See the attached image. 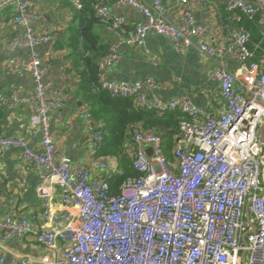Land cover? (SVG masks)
<instances>
[{
  "label": "built area",
  "instance_id": "obj_1",
  "mask_svg": "<svg viewBox=\"0 0 264 264\" xmlns=\"http://www.w3.org/2000/svg\"><path fill=\"white\" fill-rule=\"evenodd\" d=\"M82 8V0H71ZM230 24L225 47L212 45L208 28L195 22L189 10L181 23L170 21L163 0H117L115 6L130 7L145 20L128 31L127 18L112 5L95 2L92 8L106 31L118 39L109 53L98 59L101 72L120 60L122 46L144 47L151 32L170 38L178 51L196 46L214 58L213 76L219 81L226 110L219 116L203 112L190 96L170 102L150 101L147 88H160L152 78L135 81L101 80L112 98L133 97L145 109L159 113L180 111L184 117L173 147L174 162L163 150V138L139 123L128 126L127 155L136 175H129L113 193L105 176L122 173L110 169L106 158L96 157L104 142L105 122L90 132L94 174L85 163H74L61 154L51 130V116L61 105L45 83L46 64L32 53L11 60L20 73H29L36 82L31 97L16 94L3 104L31 102V123L42 132V148L36 150L20 137L0 134V146L20 148L23 159L38 171V194L43 208L29 217L15 214L0 220V243L26 237L56 250L47 264H264V181L260 125L264 120V69L244 81L245 93L236 88V75L224 62V55L246 62L254 56L251 32L243 18H256L264 27V0H218ZM15 6L12 22L26 27L25 34L11 48L48 42L49 34H37L31 27L39 14L29 0H0V11ZM264 66V55L261 57ZM260 67L251 63V70ZM89 118L93 115L83 110ZM152 148V154L147 149ZM61 208L53 207L57 190ZM0 256V263H5ZM8 264H29L26 257Z\"/></svg>",
  "mask_w": 264,
  "mask_h": 264
},
{
  "label": "crops",
  "instance_id": "obj_2",
  "mask_svg": "<svg viewBox=\"0 0 264 264\" xmlns=\"http://www.w3.org/2000/svg\"><path fill=\"white\" fill-rule=\"evenodd\" d=\"M29 1L39 14L31 27L37 34H49L51 39L35 48H11L13 41L25 34L26 27L11 21L16 14L15 6H8L0 11V134L7 138H24L32 148H42V132L31 123L33 104L24 101L9 104L1 102L3 98L14 94L27 97L33 95L36 87L34 78L29 73H20L11 65V60H22L36 53L46 64V85L52 95L62 102L53 110L51 116V130L60 153L68 156L74 163H85L94 174H98L99 171L93 166L92 147L87 137L98 121H104L105 126L107 121L103 117H94L90 102L86 99L88 94L97 96L99 87L93 85L92 70L86 62L90 51L86 49L84 39L78 38L77 33L91 23L94 31L100 35L97 46L100 45L102 50L107 49L118 36L106 31L97 19L92 18L91 22L89 18L80 16L79 8L71 0ZM142 1L146 4L152 3V0ZM111 5L114 12L127 18L126 29L129 28L130 31L136 23L145 20L143 14L130 7L115 6V3ZM163 5L170 21L181 23L184 12L189 10L197 24L208 28V38L212 45L225 47L228 44L230 24L218 0H163ZM84 19L89 20V23ZM73 36L77 39L71 45ZM252 43L251 41V48ZM252 51L254 56L246 62L236 60L229 54H225L223 58L236 75V88L241 93H245L244 81L257 77L264 69L261 62L264 41L255 44ZM120 53V60L106 67L103 72L95 63L100 84L102 79L121 82L152 78L160 88H147L150 101L170 102L175 98L190 96L205 113L219 116L226 110L219 81L213 76L217 62L196 46L178 51L170 38L151 32L147 35L144 47L122 46ZM255 61L260 67L252 71L251 63ZM84 82H92V89L83 88ZM83 110L92 111L93 118H89ZM177 112L179 117H184L180 111ZM148 129L154 132L158 130ZM104 135L106 136V132ZM129 149L130 144L126 139V154ZM96 157L106 158L110 169L122 170L116 158L102 157L97 153ZM38 180V171L23 159L20 148L0 146V220L10 214L27 218L31 212L39 213L42 210L43 201L38 194ZM56 190L53 207L59 210L62 206L59 190ZM56 250L61 252V246L50 249L26 237L0 243V256L6 259L3 264L20 257H26L29 264H47Z\"/></svg>",
  "mask_w": 264,
  "mask_h": 264
},
{
  "label": "trees",
  "instance_id": "obj_3",
  "mask_svg": "<svg viewBox=\"0 0 264 264\" xmlns=\"http://www.w3.org/2000/svg\"><path fill=\"white\" fill-rule=\"evenodd\" d=\"M116 1L117 0H82L83 7L78 9V13L82 17L89 18L90 21L92 18L97 19L99 24L104 27L101 18L92 8V4L95 2H103L111 5ZM87 19L84 20L86 23H89ZM89 24L90 26L87 25L79 29L77 36L78 38L82 37L84 39L85 47L90 51L86 62L92 70V82L93 85L99 87V93L97 96L88 94L86 99L90 102L94 117H103L105 121H107L105 131H103L104 134L106 132V136L104 142L97 151V155L102 157H113L120 162L122 173H114L111 176H105L110 183L111 191L113 193H118L119 186L126 177L137 174L133 168L131 158L128 157L124 150V142L128 138V126L134 122L141 124L145 129L157 128L158 134H161L163 138L164 153L168 160L175 164L173 147L176 143V138L180 131V122L183 118L179 117L177 111L159 113L155 110L145 109L140 106L133 97L112 98L98 82L99 76L96 66L98 59L109 53V47L102 50L100 45L97 46L98 37L100 35L94 31L92 24ZM243 25L251 32V41L253 42L252 48L255 49V44H260L264 41V27L259 24L256 18H249L247 16L243 18ZM76 39L77 38L73 36L70 40V44L72 45L75 43ZM95 59L96 61H94ZM92 82H84L83 88L91 90L93 86Z\"/></svg>",
  "mask_w": 264,
  "mask_h": 264
},
{
  "label": "water",
  "instance_id": "obj_4",
  "mask_svg": "<svg viewBox=\"0 0 264 264\" xmlns=\"http://www.w3.org/2000/svg\"><path fill=\"white\" fill-rule=\"evenodd\" d=\"M259 74L257 76H259ZM260 142L264 145V120L260 125ZM147 152L148 154H152V148H148ZM261 162H262V179L264 181V155H262L261 157Z\"/></svg>",
  "mask_w": 264,
  "mask_h": 264
}]
</instances>
